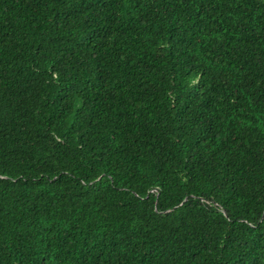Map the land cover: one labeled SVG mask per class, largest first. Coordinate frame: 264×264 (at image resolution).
<instances>
[{
  "label": "trees",
  "instance_id": "obj_1",
  "mask_svg": "<svg viewBox=\"0 0 264 264\" xmlns=\"http://www.w3.org/2000/svg\"><path fill=\"white\" fill-rule=\"evenodd\" d=\"M0 264H264V0H0Z\"/></svg>",
  "mask_w": 264,
  "mask_h": 264
},
{
  "label": "water",
  "instance_id": "obj_2",
  "mask_svg": "<svg viewBox=\"0 0 264 264\" xmlns=\"http://www.w3.org/2000/svg\"><path fill=\"white\" fill-rule=\"evenodd\" d=\"M223 215H225V214L223 213Z\"/></svg>",
  "mask_w": 264,
  "mask_h": 264
}]
</instances>
